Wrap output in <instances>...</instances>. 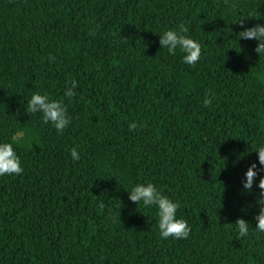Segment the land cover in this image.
<instances>
[{
    "label": "trees",
    "instance_id": "1",
    "mask_svg": "<svg viewBox=\"0 0 264 264\" xmlns=\"http://www.w3.org/2000/svg\"><path fill=\"white\" fill-rule=\"evenodd\" d=\"M241 18L264 23V0H0V141L19 138L24 167L0 177V264H264L256 196L240 195L264 142V54ZM181 23L195 66L159 43ZM36 91L68 106L63 134L26 111ZM145 181L180 202L187 239L129 200Z\"/></svg>",
    "mask_w": 264,
    "mask_h": 264
},
{
    "label": "clouds",
    "instance_id": "2",
    "mask_svg": "<svg viewBox=\"0 0 264 264\" xmlns=\"http://www.w3.org/2000/svg\"><path fill=\"white\" fill-rule=\"evenodd\" d=\"M238 21L241 30L236 33L238 40H255L258 45L256 52L264 54V23H256L253 26H246L243 18ZM190 28L181 23L175 28H169L159 35V43L161 48L167 49L171 55H175L177 51L182 54L184 64L195 66L202 54V44L199 40L189 35ZM51 61L55 57H49ZM77 81L73 80L70 87H66L63 96L71 101L76 95ZM214 97L206 95L203 104L205 107L212 106ZM26 111L31 115L42 114V123L51 125L58 133L63 134L72 123V117L69 114L68 106L63 99H54L46 92L36 91L30 99L26 101ZM140 124L133 121L128 125L129 131H135ZM19 138H14L13 142L0 141V177L17 176L24 172L21 156L16 151L14 143ZM79 146H73L70 149V155L73 161L81 159ZM258 158L251 161L241 178L240 195H255L254 203L250 202L248 207L258 209L255 215L256 226L254 228L257 233H264V142L256 146ZM243 156L240 155L235 164ZM128 190V198L131 202L139 205L143 204L145 208H155L158 217V230L161 239H187L190 236L191 227L188 221L182 216H178V210L181 204L178 200L173 199L165 194L152 182H138L131 186ZM242 208V211H246ZM237 230V237L243 239L250 234L251 223L239 217L234 223H231Z\"/></svg>",
    "mask_w": 264,
    "mask_h": 264
}]
</instances>
